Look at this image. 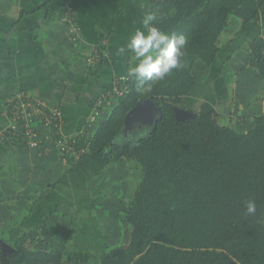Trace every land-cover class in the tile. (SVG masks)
Wrapping results in <instances>:
<instances>
[{"label": "trees", "instance_id": "trees-1", "mask_svg": "<svg viewBox=\"0 0 264 264\" xmlns=\"http://www.w3.org/2000/svg\"><path fill=\"white\" fill-rule=\"evenodd\" d=\"M132 1L144 15L157 14L154 26L184 35L188 44L183 49L184 67L164 80L118 76L125 79L122 85L127 93L114 98L108 117L89 139L86 134L82 135L85 142L71 137L77 145L78 140L86 143L85 152L77 148V158L66 154V162H61H74L72 173L95 158L107 168L119 158L132 161L141 173L131 198L122 201L121 223L130 231L128 241L102 253L99 264H264V113L253 117L252 127L238 132L219 124L209 102H202L195 113L183 106L195 85L193 66L213 63L229 22L237 21L240 31L256 24L264 0ZM247 62L264 81V39L251 42ZM36 100L43 101L20 90L0 107L5 119L0 134L27 149L23 120L15 117L21 116V103L30 101L32 106ZM143 100L153 102L160 115L151 126L134 120L127 128L128 113ZM175 109L193 115L180 119ZM32 125L43 139H51L48 129H41L37 121ZM131 134L137 138L132 144ZM45 140L37 146L39 152ZM9 141H0V151ZM248 201L257 205L254 215L246 213ZM57 233L58 227L44 216L9 245L11 251L0 248V264H62V252L33 247L36 241H51Z\"/></svg>", "mask_w": 264, "mask_h": 264}, {"label": "crops", "instance_id": "crops-1", "mask_svg": "<svg viewBox=\"0 0 264 264\" xmlns=\"http://www.w3.org/2000/svg\"><path fill=\"white\" fill-rule=\"evenodd\" d=\"M45 1L0 0V107H3L5 99L20 90L25 91L33 99L41 98L50 106L60 109L63 116L61 136L67 139L81 137L86 132L87 119L95 99L111 87L116 77L126 74L131 65L132 52L126 45L136 29L144 30L143 10L132 0H51L44 7ZM65 18L68 22H64ZM54 22L58 25L57 29L52 27ZM250 25L252 23L247 30H237L233 35L235 39L229 43L236 46L233 47L235 61L230 70L234 65L248 61L251 44L248 35L252 33L248 29ZM254 26L264 31V4ZM243 31L247 32L243 45L245 51L240 55L236 53L238 44L232 43L243 38ZM256 34L254 39L259 37V32ZM50 38H56L52 45L48 42ZM121 47L125 48L124 53L119 52ZM88 57L90 61L85 60ZM250 74L248 71L243 76L246 86L252 85L257 89L252 92L253 95L249 94L252 97L247 96L250 100L241 108L242 112L247 113V123L253 125L252 117L264 113V98L254 97L264 93V84L259 77L256 84L250 83ZM63 76H67L71 82L65 84ZM251 98L256 99V106H252ZM113 103L106 105L99 117H104L105 109L109 112L108 107ZM241 116L246 119L244 115ZM3 123L5 119L0 114V127ZM22 153L25 161L35 163L30 152ZM56 155L54 150L46 160L41 158L46 162H42L44 166L54 175ZM47 161L53 162L49 164ZM28 170L26 167L24 173L18 174L22 181H14L11 186L17 194L45 197L49 173L37 174ZM54 200L52 197L48 202H56Z\"/></svg>", "mask_w": 264, "mask_h": 264}, {"label": "rangeland", "instance_id": "rangeland-1", "mask_svg": "<svg viewBox=\"0 0 264 264\" xmlns=\"http://www.w3.org/2000/svg\"><path fill=\"white\" fill-rule=\"evenodd\" d=\"M64 22H68L66 18ZM254 25L255 23L248 28L252 32L248 35L250 42L258 32L259 34L256 35L263 40L264 31L261 30V27ZM52 27L57 29V23L54 22ZM237 30L239 31L238 22L235 20L229 22L218 41L220 50L213 63L205 65L202 62H197L193 66L192 73L195 77V85L190 95L185 98L183 105L195 113L199 110L202 102H209L215 109L216 118L220 125L231 126L238 132H242L252 126V124L247 123L248 116L247 113L242 112V108L245 107L244 104H247L246 101L250 100L247 98L252 97L249 94L253 95L252 92L257 89L252 85L246 86L247 82L243 76L249 71L252 78L249 81L250 83L254 82V84L257 83L255 82L257 81L256 78H260V76L258 71L251 67L248 62L246 64L243 62L241 65L236 64L230 70L231 64L235 61L233 56L235 49L233 47L236 46H231L229 43L233 41L232 39L235 37L233 35ZM243 33L242 39L232 43L238 44L236 53L240 55H243L242 51H245L243 45H245L247 32L243 31ZM248 37L246 38L248 39ZM55 39H48L49 44L52 45ZM130 54V64L134 65L137 61L134 54ZM63 77L65 84L71 82L67 76ZM243 87L245 88L243 89ZM31 95L33 94L31 93ZM242 95L245 97H241ZM263 95L264 93L254 97L256 99L264 98ZM256 99L251 98L252 106L257 105ZM114 100L112 99L111 102ZM113 105L108 108H113ZM105 112L104 117L98 118L92 124L86 123L87 128L84 134L88 139L108 117V109H105ZM253 113L257 112L254 111ZM241 115H244L246 119H243ZM59 116L62 120L61 112ZM131 124H134V121ZM79 138L83 139V136ZM128 139H130V144L137 140L133 134ZM6 141L9 140L7 138L2 140V142ZM83 141L85 142L84 139ZM9 142L5 143V149L0 151V191L3 195L0 199V248L9 250V245L18 236L34 229L44 216H48L50 222L58 227V233L52 235L51 241L46 239L36 241L33 247L35 249L44 248L51 252H62V264H99L102 253L127 243L130 231L121 223L124 210L122 201L131 198L140 181L141 173L137 164L119 158L114 166L107 168L100 159L95 158L87 167L72 173L70 170L75 163L61 164L63 161H60V155H56L57 161L53 163L56 165V175H54L42 163L45 162L50 153H44L41 150L39 152L37 147L23 148L19 142ZM85 145L86 143H82L81 146L77 145V147L85 152L86 148H83L86 147ZM27 150L33 155L31 159L37 165L22 158L21 154H24L22 152ZM41 158H45V160ZM52 162L47 161L49 164ZM26 167L29 169L28 171L33 173H49L48 184L45 185V190L48 192H45V197L40 198L42 195H36L34 198L32 197L33 194H17L11 186L14 185V181H22L18 174L24 173ZM52 197L55 198L54 201L56 202H48ZM57 205L59 206L57 207ZM52 209H55V212L51 213Z\"/></svg>", "mask_w": 264, "mask_h": 264}, {"label": "clouds", "instance_id": "clouds-1", "mask_svg": "<svg viewBox=\"0 0 264 264\" xmlns=\"http://www.w3.org/2000/svg\"><path fill=\"white\" fill-rule=\"evenodd\" d=\"M156 20L155 12H146L142 20L144 30L136 29L126 45L137 61L128 68L127 76L134 77L138 81H161L170 76L174 70L184 67L183 49L188 44L187 38L182 34H168L162 31L153 25ZM119 52L124 53L125 48L121 47ZM135 120L139 121L138 124L141 123L139 119ZM256 210V203L248 201L246 213L254 215Z\"/></svg>", "mask_w": 264, "mask_h": 264}, {"label": "built area", "instance_id": "built-area-1", "mask_svg": "<svg viewBox=\"0 0 264 264\" xmlns=\"http://www.w3.org/2000/svg\"><path fill=\"white\" fill-rule=\"evenodd\" d=\"M124 80L125 79L123 77L115 78L112 82L114 83L113 88L110 89V91L101 93L96 98L91 108L90 115L87 119L88 124H92L99 118L103 111V108L106 105L110 104L112 99H114L115 97H121L122 95L127 93L126 87L122 85ZM28 107H30L31 109H29ZM18 111L21 116H16L15 118L18 120H23V134L27 140L26 145H28L29 148L37 147L42 140H45L32 125L37 121L38 125H41V129L46 128L52 134V137L50 136L51 139L46 136L47 140H45L44 143V153H51L55 150L57 155H60V160L63 162H66L64 160L66 154L73 155L75 158L78 157L79 153L76 151V149L78 148L76 139H67L60 134L62 120L59 116L60 110L57 107L50 106L49 104L40 100H36V102L33 103L32 106L30 101L21 103ZM5 138L6 133H1L0 141L4 140ZM80 143L81 142H79L78 140V145L81 146Z\"/></svg>", "mask_w": 264, "mask_h": 264}, {"label": "water", "instance_id": "water-1", "mask_svg": "<svg viewBox=\"0 0 264 264\" xmlns=\"http://www.w3.org/2000/svg\"><path fill=\"white\" fill-rule=\"evenodd\" d=\"M175 110H176V117L180 119H184L187 116L193 115L191 112L185 110H181V109H175ZM159 115L160 112L158 108L153 104V102L149 100L139 101L137 102L135 107L128 113L125 119V124L127 125L128 128L130 126L131 121L135 119H139L142 124L151 126L156 116Z\"/></svg>", "mask_w": 264, "mask_h": 264}]
</instances>
